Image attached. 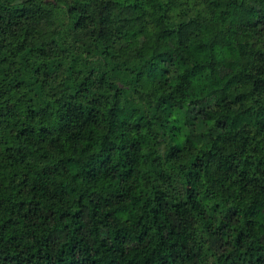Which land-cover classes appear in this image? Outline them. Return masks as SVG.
I'll return each mask as SVG.
<instances>
[{"label":"trees","instance_id":"1","mask_svg":"<svg viewBox=\"0 0 264 264\" xmlns=\"http://www.w3.org/2000/svg\"><path fill=\"white\" fill-rule=\"evenodd\" d=\"M0 264H264V0H0Z\"/></svg>","mask_w":264,"mask_h":264}]
</instances>
